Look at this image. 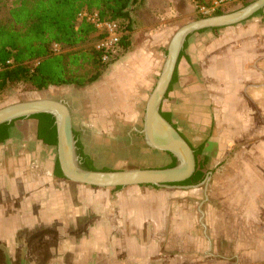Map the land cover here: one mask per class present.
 <instances>
[{
    "label": "crops",
    "instance_id": "crops-1",
    "mask_svg": "<svg viewBox=\"0 0 264 264\" xmlns=\"http://www.w3.org/2000/svg\"><path fill=\"white\" fill-rule=\"evenodd\" d=\"M184 7V0L134 6L125 34L133 49L81 88L78 124L92 140L80 142L96 167L95 143L105 141L106 127L120 141V127L139 122ZM259 12L237 26L188 37L163 102L162 113L182 135L189 124L204 135V149L217 144L215 158H231L214 177L217 197L186 198L201 190L195 186L114 191L63 181L54 174L56 146L39 139L40 120L14 121L0 144V264L23 262V254L26 264H93L95 238L105 241V264H264V165L250 162L264 147V9ZM76 124L73 117L79 135Z\"/></svg>",
    "mask_w": 264,
    "mask_h": 264
},
{
    "label": "trees",
    "instance_id": "trees-1",
    "mask_svg": "<svg viewBox=\"0 0 264 264\" xmlns=\"http://www.w3.org/2000/svg\"><path fill=\"white\" fill-rule=\"evenodd\" d=\"M8 1L0 0V99L10 87L19 84L25 85L29 91L40 92L67 85L83 88L98 80L106 64L101 62L95 47L88 45L95 30L90 24L78 23L79 13L83 9L98 11L103 18L120 21L129 30L131 9L143 3V0H10L9 6ZM241 1L246 6L251 0ZM221 14L217 12L215 15ZM122 42L126 51L129 47L127 36ZM53 44H59L64 51L55 54ZM75 47L80 48L73 50ZM175 80L176 73L173 82ZM162 115L170 121L168 114ZM32 118L40 120L39 139L55 147V118L51 114ZM13 123L0 126V144L11 136ZM77 148L82 166L94 170L91 158L83 152L80 143ZM201 152L202 148L196 155ZM175 166L176 159L172 156L168 168ZM54 174L65 179L58 161ZM204 179L199 168L188 180L176 185H196Z\"/></svg>",
    "mask_w": 264,
    "mask_h": 264
},
{
    "label": "water",
    "instance_id": "water-1",
    "mask_svg": "<svg viewBox=\"0 0 264 264\" xmlns=\"http://www.w3.org/2000/svg\"><path fill=\"white\" fill-rule=\"evenodd\" d=\"M263 9L264 0H256L240 10L189 23L174 34L167 49L162 72L146 103L142 130L145 141L151 148L169 153L176 159V166L173 168L123 171L85 169L77 153L71 109L67 102L61 99L28 100L5 106L0 109V126L31 119L39 114H51L55 118L57 127V160L61 172L65 179L75 184L104 189L142 185L168 188L192 187V185L176 184L188 180L196 172L195 150L174 125L163 117L161 111L163 101L173 83L181 52L191 34L243 23Z\"/></svg>",
    "mask_w": 264,
    "mask_h": 264
},
{
    "label": "rangeland",
    "instance_id": "rangeland-1",
    "mask_svg": "<svg viewBox=\"0 0 264 264\" xmlns=\"http://www.w3.org/2000/svg\"><path fill=\"white\" fill-rule=\"evenodd\" d=\"M256 0H251L250 3L254 2ZM10 0L7 2V5L10 6ZM184 9H183V17L181 21L177 24V27L175 29L174 34L183 26L192 23L194 21L204 19V17L200 16L199 13L195 10L194 6L190 3L189 0H184ZM249 5V4H248ZM247 6V5H246ZM245 5L241 2L240 4H237L227 10L225 13H231L237 10H240L244 8ZM217 16V15H213ZM212 17V16H211ZM208 18V17H207ZM246 22V21H245ZM243 22V23H245ZM238 25V24H237ZM234 25V26H237ZM230 26V27H234ZM220 29H208L207 31H216V30H221ZM198 34V32L191 34L189 37H195ZM96 41V36L95 34L91 37V41L89 42V46H94ZM129 47L122 56H125L128 52H130L133 49V46L131 45V42H129ZM87 46V45H86ZM80 47H75L73 50H77ZM64 50L62 49V52ZM167 53V52H166ZM114 67V63L106 64L103 66V70L105 69V72L108 71ZM164 67V66H163ZM74 86V85H71ZM155 88V87H154ZM153 88V89H154ZM152 89V91H153ZM81 88L77 87V89H72L70 88H49L48 90L40 91V92H35V91H29L25 85L19 84L16 87H10L6 94L3 95V97L0 99V109L11 105L15 104L18 102H23V101H28V100H37V99H46V98H52V99H61L67 102L69 105L71 112H72V123H73V117H74V122L77 123L75 125V128L79 130L77 133L80 135V139L85 142L86 140L91 138V135L87 132L85 126H80V121L81 119L84 118V110H80V105L78 103V97L81 95ZM151 91V92H152ZM168 95V94H167ZM166 95V97H167ZM149 99V98H148ZM166 99V98H165ZM164 102V101H163ZM147 103V102H146ZM145 104H142L141 110L139 111L140 113L138 114L137 112V117L134 115V118H137L139 122H136L135 125L128 124L124 127H120V134L121 140L120 141H113L111 140V127H106L105 129V141L100 140L97 143H95V158L98 160V165L97 167L93 164L94 169L97 170H103V171H123V170H133V169H160V168H168L171 163H172V156L169 153L158 151L156 149L151 148L146 141L144 140V135L141 134L140 132L143 130V119H144V114H145ZM163 107V104H162ZM162 111V108H161ZM126 113L129 114L128 111H125ZM135 112V111H134ZM124 113V112H123ZM124 116L126 114L124 113ZM129 118L133 117V111L130 112L128 115ZM137 120V121H138ZM187 124V122H185ZM175 127V126H174ZM176 128V127H175ZM177 129V128H176ZM195 129L191 125H186L184 131L188 130V132L183 133L182 135L186 138H189V140L186 141L193 147V149L197 152L199 147L202 146L201 144L203 143L202 140H200L202 137H204L203 134H200L199 131L193 130ZM213 129V128H212ZM192 131V132H191ZM76 134V133H74ZM185 138V137H184ZM232 144V143H231ZM249 144V143H248ZM258 144V143H256ZM82 145V144H81ZM233 145V144H232ZM202 152L198 154L197 157V169L201 168L202 172L205 175V179L196 185L195 188L201 189L198 194H195V196H190V194H187L186 198H192L194 200L197 199V195L199 197V201H203L205 198L208 199V203L210 202V199L213 196L217 197L216 191L212 190V186L215 182V176H219V169L220 167H223L224 165H231L232 161L229 156H225L223 158H215V154L218 152V147L217 144L214 143H207L204 149V144L201 147ZM229 148H232L229 146ZM235 148V147H233ZM82 150L85 153V148L82 145ZM207 155H210L209 158H206L204 156V151ZM259 153V156H254L250 159L251 164L253 165H259L262 166L264 165V147H259L257 150ZM77 153H78V148H77ZM86 154V153H85ZM55 155V162L58 161L57 157V150L54 151ZM79 155V153H78ZM56 164V163H55ZM225 181L230 182V174H225L224 175ZM63 181L70 182L67 179H64ZM72 183V182H71ZM81 185V184H80ZM90 187V186H89ZM133 187V186H131ZM141 187L143 188H156L158 191H167V190H176L174 188H168V187H156V186H151V185H142ZM96 188V187H93ZM128 188V187H125ZM104 189V188H102ZM107 189H114V191L120 190L116 188H107ZM124 189V188H121ZM177 193V192H176ZM189 193V192H188ZM196 193V192H195ZM207 203V205H208ZM212 204V203H210ZM203 218L202 214L198 211L197 213V224L199 227H201ZM93 249L95 252V257H94V262L93 264H105V241L102 242V240L94 239L93 241ZM101 247H104L103 251H101ZM28 255H20V259H23V262H19L18 264H26L25 263V258ZM20 261V260H19Z\"/></svg>",
    "mask_w": 264,
    "mask_h": 264
},
{
    "label": "built area",
    "instance_id": "built-area-1",
    "mask_svg": "<svg viewBox=\"0 0 264 264\" xmlns=\"http://www.w3.org/2000/svg\"><path fill=\"white\" fill-rule=\"evenodd\" d=\"M200 16L207 18L217 12H226L233 6L240 4L241 0H189ZM90 24L95 30V50L100 54L103 64H110L119 59L124 53L123 37L126 29L120 21L103 18L98 11L83 9L78 15V23ZM55 54L62 52L59 44L52 45ZM11 61L8 62L10 64Z\"/></svg>",
    "mask_w": 264,
    "mask_h": 264
},
{
    "label": "flooded vegetation",
    "instance_id": "flooded-vegetation-1",
    "mask_svg": "<svg viewBox=\"0 0 264 264\" xmlns=\"http://www.w3.org/2000/svg\"><path fill=\"white\" fill-rule=\"evenodd\" d=\"M75 137H76V140H77V144H78V143L81 144V142H80V135L75 134ZM195 153H196V151H195Z\"/></svg>",
    "mask_w": 264,
    "mask_h": 264
}]
</instances>
